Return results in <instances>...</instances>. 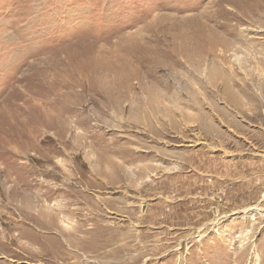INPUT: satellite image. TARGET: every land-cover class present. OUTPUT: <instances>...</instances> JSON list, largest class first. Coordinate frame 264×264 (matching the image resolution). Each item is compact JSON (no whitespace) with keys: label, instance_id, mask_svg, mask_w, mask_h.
Masks as SVG:
<instances>
[{"label":"rangeland","instance_id":"rangeland-1","mask_svg":"<svg viewBox=\"0 0 264 264\" xmlns=\"http://www.w3.org/2000/svg\"><path fill=\"white\" fill-rule=\"evenodd\" d=\"M0 264H264V0H0Z\"/></svg>","mask_w":264,"mask_h":264}]
</instances>
